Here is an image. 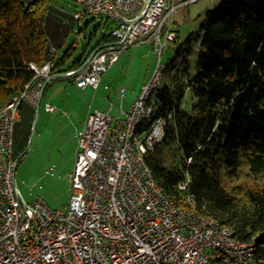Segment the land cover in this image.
Listing matches in <instances>:
<instances>
[{"label":"built area","instance_id":"1","mask_svg":"<svg viewBox=\"0 0 264 264\" xmlns=\"http://www.w3.org/2000/svg\"><path fill=\"white\" fill-rule=\"evenodd\" d=\"M76 1L83 13L114 23L111 41L96 52V64L91 66L88 59L78 76L69 73L77 87L85 89L96 88L98 74L133 46L151 44L160 59L176 36L175 12L195 0ZM80 17L74 15L76 21ZM54 53L52 49L50 55ZM45 64L35 68L38 76L49 73L50 61ZM160 69L157 60L148 85L123 121L94 112L75 132L69 199L60 210L51 209L40 196L31 203L23 200L15 183L18 162L11 159L13 125L21 102L35 106L42 83L5 106L0 116V264H204L207 253L216 255L215 264L251 262L248 245H237L222 229L183 212L174 213L162 190L150 184L144 155L156 143L164 120L155 121L145 134L136 135L134 129L148 118L151 104L147 100ZM45 109L49 112L53 107L46 104ZM113 122L122 125L113 131ZM53 172L50 168L45 176H54ZM180 188L185 190L187 183ZM212 244L227 246L228 255L211 252Z\"/></svg>","mask_w":264,"mask_h":264},{"label":"trees","instance_id":"2","mask_svg":"<svg viewBox=\"0 0 264 264\" xmlns=\"http://www.w3.org/2000/svg\"><path fill=\"white\" fill-rule=\"evenodd\" d=\"M49 3L0 0V108L35 82L31 65L48 61L44 13ZM175 32L174 43L179 39ZM109 41L110 33L101 35L61 70L68 49L51 72L80 66ZM191 41L199 44L196 58L184 56L170 85L152 93L154 112L137 128L143 133L155 119L165 121L164 138L146 151L144 162L176 206L228 226L241 242L255 239L254 261L264 264V0H221L216 9L205 11L198 29L186 37ZM187 92L189 110L184 107ZM244 171L257 186L225 184Z\"/></svg>","mask_w":264,"mask_h":264},{"label":"rangeland","instance_id":"3","mask_svg":"<svg viewBox=\"0 0 264 264\" xmlns=\"http://www.w3.org/2000/svg\"><path fill=\"white\" fill-rule=\"evenodd\" d=\"M220 1L195 0L179 8L174 14V28L178 32L179 39L174 43L175 36L174 41L162 50L160 59L153 47L152 49L149 46L146 47L148 44L133 46L119 57V62L117 61V64L116 62L114 63L116 64L115 67L111 69L114 66L113 64L105 72L98 74L99 81L96 88L87 86L85 89H80L77 87L74 77L69 75V73L74 71V75L78 76L82 66L88 59L91 66L95 65L96 52L105 50V45L108 43L105 42L95 48L80 66L75 69L72 68L68 72H51L55 57L59 53V59L70 49L69 53L71 54L65 60L63 66L64 70L69 68L83 52V42H89L88 48H92L101 35L110 33L114 23L105 18L83 13L82 6L76 0H50L44 13V31L47 37V45L48 47L52 44L55 46V48H49L50 60L48 61H50L51 65L49 66V73H43L41 74L43 76H38L32 69V67H35L40 70L48 61H45L40 67L31 65L30 69L34 73L33 80L35 82L25 85L20 94L15 96L19 97L29 87H33L39 82L42 83L41 85L44 88L50 83L43 98L44 88L40 89L41 95L35 106L24 101L21 102L18 112L19 117L13 125L11 159L14 162H18V167L15 171V183L26 203H31L35 196H40L51 209L60 210L66 206L69 199V173L75 163L76 147L72 139L73 129L79 128L86 118L82 124L83 126L89 114L94 112H101L110 115L114 119H119L122 107L125 108L130 101L134 100L133 104L139 97L143 87L148 85L157 60H160L163 64V72L158 83L151 90L147 103H149V99L156 89L164 85H170V75L174 72V67L179 64L181 59L187 56L189 59L194 60L197 56L198 42L191 41L188 43L186 42V37L189 33L198 29L205 11L216 9ZM75 14H81L78 21L74 19ZM77 37H81L82 40L77 42ZM62 43L64 44L60 47ZM178 46H180V49L179 53L176 54ZM52 49L55 50V53L50 55ZM170 61V66L168 71H166L167 64ZM149 71L151 72L148 75ZM147 75L148 79L142 85ZM101 77L103 81L99 85ZM98 85V90L93 91L97 89ZM191 102V94L187 92L184 104L187 110L190 109ZM46 104L53 107V110L45 111L44 107ZM37 107L38 112H36ZM159 119H155L143 133L145 134L154 122ZM141 123L136 125L134 134H140L137 132V128ZM121 125L122 122H113L111 125L112 130L116 131ZM53 167L55 168L54 176H44L45 171ZM245 171L235 179H227L225 184L227 186L240 185L242 188L257 186L250 177L244 174ZM240 196L242 195L240 194ZM240 200L246 202L243 197ZM224 227L231 230L228 226ZM249 242L255 245L256 251L255 239ZM242 243L248 244V242ZM255 251L249 264H263L254 261Z\"/></svg>","mask_w":264,"mask_h":264},{"label":"bare ground","instance_id":"4","mask_svg":"<svg viewBox=\"0 0 264 264\" xmlns=\"http://www.w3.org/2000/svg\"><path fill=\"white\" fill-rule=\"evenodd\" d=\"M32 69L35 73V67H32ZM162 72H163V64L161 63V69L159 70L158 80L160 79ZM23 93H27V90L24 91ZM153 112H154V109L152 106H150V108L148 110V118L151 116V114H153ZM4 113H5V107L0 109V116L4 115ZM164 128H165V121L161 122L160 131L157 134L156 143H151L150 148H153L156 144H158L162 141V139L164 138ZM146 168H148V167L146 166ZM148 175H149V180H150V184L152 185V187L160 188L152 180L149 168H148ZM179 188H180V186H179ZM180 189H182V188H180ZM162 197H165L166 202L168 203L170 209L174 210V213H182L183 212L185 215L192 216L195 220L200 221V223H208L210 225V227L213 229H222V233L227 234L230 238H232L233 241H235V243L237 245H248L247 246L248 256H254L255 245L252 242H250V243L248 242V244H244V243L240 242L234 236L233 232L230 229L217 224L214 220H212L210 218L202 217V216L198 215L197 213H195L194 211H192L188 208H181V207L176 206L175 203L173 202V200L171 198H169L167 195H165L163 191H162ZM190 202H191V200H190ZM211 252H216V254H218V255H228V247L227 246H221L219 244H212L211 245ZM215 263H216V255L214 253H207L205 256V263L204 264H215Z\"/></svg>","mask_w":264,"mask_h":264},{"label":"crops","instance_id":"5","mask_svg":"<svg viewBox=\"0 0 264 264\" xmlns=\"http://www.w3.org/2000/svg\"><path fill=\"white\" fill-rule=\"evenodd\" d=\"M86 41V40H85ZM84 43V47L86 48V49H89L88 47H89V45H90V43L89 42H83ZM47 44H48V42H47ZM64 44V43H63ZM62 45V44H61ZM145 45H147V44H145ZM150 47V49H152V45L151 44H148L146 47ZM62 47V46H61ZM48 48H55V46L52 44V45H50V47H48ZM71 53H69L68 55H70ZM58 55H59V53H58ZM58 55H57V57H55V61H57L58 60ZM48 60H50V56H48ZM121 60V59H120ZM118 62H119V60H118ZM118 62H116V64L118 63ZM116 64H114V66H112L111 67V69L113 68V67H115V65ZM78 65L76 64V65H74V67H72V68H76ZM63 69V67H61V70ZM150 72L151 71H149L147 74L149 75L150 74ZM148 75L144 78V80H143V83H142V85L147 81V77H148ZM102 77L100 78V82H99V85L100 84H102ZM99 85H98V87H97V89L96 90H93V89H91V88H88V89H91V90H93V91H97L98 90V88H99ZM141 85V86H142ZM87 90V89H86ZM134 101V100H133ZM133 101H130L129 103H128V105L124 108V107H122V109H121V112H120V116H119V120L120 121H123V119H124V117H125V113L128 111V109H129V107H130V105L132 104V102ZM45 108V107H44ZM96 110V109H95ZM45 111H46V109H45ZM91 111H93V110H91ZM48 112V111H47ZM110 116V115H109ZM19 117V116H18ZM86 119V118H85ZM85 119L83 120V122H82V124L84 123V121H85ZM82 124H81V126H82ZM80 126V127H81ZM80 127L78 128H74L73 129V132H72V139H73V141H74V143H75V147H76V142H75V132L77 131V130H79L80 129ZM54 168V167H53ZM54 171H55V168H54ZM45 176V175H44Z\"/></svg>","mask_w":264,"mask_h":264},{"label":"water","instance_id":"6","mask_svg":"<svg viewBox=\"0 0 264 264\" xmlns=\"http://www.w3.org/2000/svg\"><path fill=\"white\" fill-rule=\"evenodd\" d=\"M36 112H38V107L36 108ZM35 125H36V123H35Z\"/></svg>","mask_w":264,"mask_h":264}]
</instances>
